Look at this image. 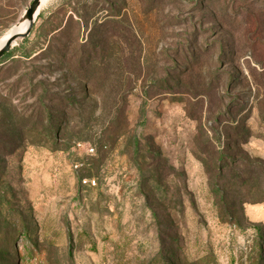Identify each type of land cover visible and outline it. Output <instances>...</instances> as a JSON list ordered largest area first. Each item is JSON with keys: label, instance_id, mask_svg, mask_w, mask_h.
Masks as SVG:
<instances>
[{"label": "rangeland", "instance_id": "1", "mask_svg": "<svg viewBox=\"0 0 264 264\" xmlns=\"http://www.w3.org/2000/svg\"><path fill=\"white\" fill-rule=\"evenodd\" d=\"M30 2L0 0V39ZM40 11L0 65V264H20V222L25 264L264 257V0Z\"/></svg>", "mask_w": 264, "mask_h": 264}, {"label": "trees", "instance_id": "2", "mask_svg": "<svg viewBox=\"0 0 264 264\" xmlns=\"http://www.w3.org/2000/svg\"><path fill=\"white\" fill-rule=\"evenodd\" d=\"M40 19H43V14L42 12L40 11L37 16H36V20H40ZM34 29V24L33 26L31 27L30 29V32L29 34L24 37L23 39H21L20 43L16 46H12L7 52H5L1 57H0V65L3 64L7 59H10V58H13L15 52L17 50L20 49V46L27 40V37L32 33ZM44 95L43 97L47 94V91H44ZM41 105H43V103H41ZM43 109L45 110L44 111V115H46V120H47V127L45 128V131L47 132V134L50 135H53L55 133V129H54V126H53V115L51 114L49 108L45 107V106H42ZM7 154V153H6ZM225 166V164H224ZM232 177H236L235 175L232 176ZM239 176L237 175L236 178H238ZM17 213V211H16ZM1 221L4 223V227L6 226H9V217L7 218L6 214H3L2 218H1ZM9 228V227H8ZM15 233L17 232H20L21 231V236L25 238L26 242L28 243L25 247V249L23 250V253L22 255H19L16 257L20 259V264H25L26 261H24V257L23 256H30V255H33V254H36V256H40L38 253H35V249L32 248V240H31V233L29 232V229H28V223H25V222H20V224H18L16 226V229H15ZM8 235V234H6ZM5 235V236H6ZM11 236L13 237V234L11 235V233L8 235V237ZM14 237H15V234H14ZM7 239H4V241H6ZM170 256V255H169ZM264 262V257H262L261 255H259L257 257V261L255 262V264H260L259 262ZM158 263V262H156Z\"/></svg>", "mask_w": 264, "mask_h": 264}, {"label": "water", "instance_id": "3", "mask_svg": "<svg viewBox=\"0 0 264 264\" xmlns=\"http://www.w3.org/2000/svg\"><path fill=\"white\" fill-rule=\"evenodd\" d=\"M39 3L40 0H31L28 7H26V9L23 11L21 18L25 19L28 24L23 32H12L9 34L3 45L0 47V57L5 52H7L17 40H21L29 34L31 27L33 26V22L35 21V18L39 13Z\"/></svg>", "mask_w": 264, "mask_h": 264}, {"label": "bare ground", "instance_id": "4", "mask_svg": "<svg viewBox=\"0 0 264 264\" xmlns=\"http://www.w3.org/2000/svg\"><path fill=\"white\" fill-rule=\"evenodd\" d=\"M44 0H40L39 3V8L41 3ZM28 22L25 19H20L16 24H14L12 26V28H10L9 32H7L1 39H0V47L3 45V43L5 42V40L7 39V37L9 36L10 33L12 32H17V33H21L25 30L26 26H27Z\"/></svg>", "mask_w": 264, "mask_h": 264}, {"label": "built area", "instance_id": "5", "mask_svg": "<svg viewBox=\"0 0 264 264\" xmlns=\"http://www.w3.org/2000/svg\"><path fill=\"white\" fill-rule=\"evenodd\" d=\"M90 152H93L94 151V149L93 148H91V147H89V149H88ZM75 168L77 167V165H75L74 166ZM94 181H92V183H93Z\"/></svg>", "mask_w": 264, "mask_h": 264}]
</instances>
